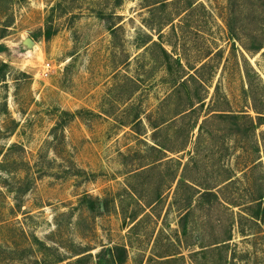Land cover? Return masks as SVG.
<instances>
[{
	"label": "rangeland",
	"instance_id": "rangeland-1",
	"mask_svg": "<svg viewBox=\"0 0 264 264\" xmlns=\"http://www.w3.org/2000/svg\"><path fill=\"white\" fill-rule=\"evenodd\" d=\"M260 35L264 0H0V264H264V126L220 116L264 110Z\"/></svg>",
	"mask_w": 264,
	"mask_h": 264
},
{
	"label": "trees",
	"instance_id": "trees-1",
	"mask_svg": "<svg viewBox=\"0 0 264 264\" xmlns=\"http://www.w3.org/2000/svg\"><path fill=\"white\" fill-rule=\"evenodd\" d=\"M232 32V31H230ZM54 32L51 30H47L45 31L44 34H42L43 37H45V39L49 40L53 37ZM231 36H233L234 39H236L235 35L232 34ZM241 40V39H240ZM242 43V46L244 47L245 51H247V53H249L250 55H255L260 53L263 49H264V35H260L259 39H251L248 41L247 39V43L245 42L244 38L240 41ZM6 47L4 45H0V53L5 52ZM177 63L180 64L179 60H177ZM262 82V81H261ZM263 90H264V83H261ZM251 98L253 101V111L258 115V122L255 123L254 120L249 117V115H220V116H229L232 119H234L236 122H239L240 120H244L245 118L247 119L246 124L248 125V129H250V131L252 130H256L259 129L261 127L264 126V110L258 108V106L256 105V101H255V95L251 92ZM249 131V132H250ZM262 142H263V146H264V132L262 133ZM264 193V190H262V195ZM204 194H210V195H214L216 196L214 193L207 191ZM263 200V196L260 197L259 199H257L258 202V206L260 207L258 209V211L253 215V218L257 219V220H261L264 223V207H261V203ZM262 208V209H261ZM115 261L117 264H123V260H121L120 258H115Z\"/></svg>",
	"mask_w": 264,
	"mask_h": 264
}]
</instances>
